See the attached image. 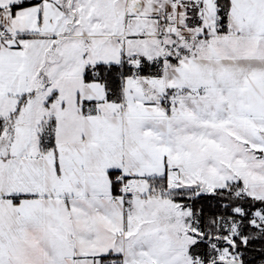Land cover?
I'll return each instance as SVG.
<instances>
[{
    "label": "snow or ice",
    "instance_id": "obj_1",
    "mask_svg": "<svg viewBox=\"0 0 264 264\" xmlns=\"http://www.w3.org/2000/svg\"><path fill=\"white\" fill-rule=\"evenodd\" d=\"M0 264H264V0H0Z\"/></svg>",
    "mask_w": 264,
    "mask_h": 264
}]
</instances>
